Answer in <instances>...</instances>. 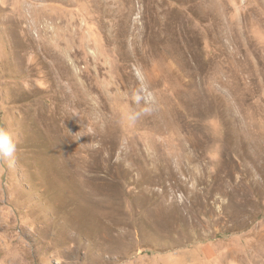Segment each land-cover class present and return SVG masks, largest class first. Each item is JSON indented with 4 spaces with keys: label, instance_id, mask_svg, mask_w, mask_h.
Listing matches in <instances>:
<instances>
[{
    "label": "rangeland",
    "instance_id": "rangeland-1",
    "mask_svg": "<svg viewBox=\"0 0 264 264\" xmlns=\"http://www.w3.org/2000/svg\"><path fill=\"white\" fill-rule=\"evenodd\" d=\"M0 127V264H264V0H0Z\"/></svg>",
    "mask_w": 264,
    "mask_h": 264
},
{
    "label": "clouds",
    "instance_id": "clouds-1",
    "mask_svg": "<svg viewBox=\"0 0 264 264\" xmlns=\"http://www.w3.org/2000/svg\"><path fill=\"white\" fill-rule=\"evenodd\" d=\"M136 76L139 86L130 93V106L122 113L121 121L134 127L142 118L152 115L156 110V100L145 77L138 70ZM18 141L4 127H0V168H13L16 165Z\"/></svg>",
    "mask_w": 264,
    "mask_h": 264
}]
</instances>
